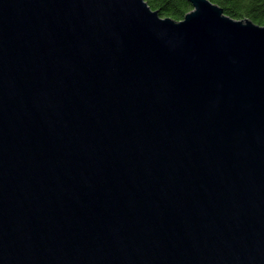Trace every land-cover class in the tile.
<instances>
[{"label":"water","instance_id":"water-1","mask_svg":"<svg viewBox=\"0 0 264 264\" xmlns=\"http://www.w3.org/2000/svg\"><path fill=\"white\" fill-rule=\"evenodd\" d=\"M188 1L0 0V264H264V25Z\"/></svg>","mask_w":264,"mask_h":264},{"label":"trees","instance_id":"trees-1","mask_svg":"<svg viewBox=\"0 0 264 264\" xmlns=\"http://www.w3.org/2000/svg\"><path fill=\"white\" fill-rule=\"evenodd\" d=\"M151 9L161 17L176 21L183 19L192 7L188 0H145ZM223 9L224 14L237 19H249L258 25H264V0H210Z\"/></svg>","mask_w":264,"mask_h":264}]
</instances>
